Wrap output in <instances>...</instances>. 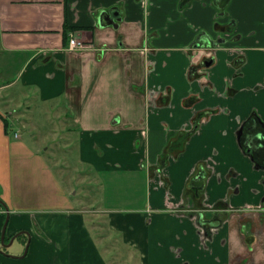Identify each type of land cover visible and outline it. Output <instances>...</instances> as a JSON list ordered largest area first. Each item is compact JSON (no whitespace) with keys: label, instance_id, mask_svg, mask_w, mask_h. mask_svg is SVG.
Here are the masks:
<instances>
[{"label":"crops","instance_id":"crops-1","mask_svg":"<svg viewBox=\"0 0 264 264\" xmlns=\"http://www.w3.org/2000/svg\"><path fill=\"white\" fill-rule=\"evenodd\" d=\"M105 11L118 12V27L100 24ZM229 20L236 22L231 33L216 29ZM261 21L264 0H0V75H16L0 84V94L19 79L40 89L45 103L62 98L81 135V161L98 157V179L102 169L122 172L126 162L125 174L136 175L132 186L144 188L146 201L139 207L110 200L92 210L103 212L110 236L121 235L127 255L121 258L115 245L112 259L118 254L135 264H236L238 257L252 256L247 264H264V223L258 237L245 239L252 225L247 222L244 234L239 221L256 205L250 187L260 173L236 136L255 107L264 119V92L253 90L264 84ZM65 23L74 27L67 40ZM73 34L88 48L70 50ZM219 37L232 42L212 49L207 40ZM242 51L246 62L239 67L234 60ZM212 53L205 74L192 78L191 65ZM2 105L0 198L10 210L11 235L31 233L32 264H112L97 246L103 225L86 220V209L71 203L72 190L64 191L40 148L22 141L12 126L15 115ZM232 171L238 175L228 181ZM238 183L240 193L230 196L234 213L204 242L195 213L225 199ZM188 185L197 187L186 190L183 204ZM106 188L105 182L104 193ZM4 222L0 208V247Z\"/></svg>","mask_w":264,"mask_h":264},{"label":"rangeland","instance_id":"rangeland-1","mask_svg":"<svg viewBox=\"0 0 264 264\" xmlns=\"http://www.w3.org/2000/svg\"><path fill=\"white\" fill-rule=\"evenodd\" d=\"M262 68L264 69V64ZM15 76L0 75V84L9 82L8 80L12 81ZM2 93L0 94V101L4 107L3 110L7 115L9 113L15 115V117H11V120L15 122L12 126L17 125L22 141L30 147L40 148L45 153L46 159L58 174L57 178L60 180L64 191L67 193L72 190L71 203L75 204L74 206L78 209H86L85 212L82 211L86 220L103 225L100 230L101 235L98 237V248L104 247L105 256L112 264L113 262L114 264H135V260L129 255L128 260H120L118 254V258L115 256L113 259L111 258L115 245L118 246L116 250L120 251L121 258L127 255V250H124L122 246L121 235L110 236L104 223L106 217L103 212L101 214L97 211L92 212L96 207L108 206L111 204L110 200L113 204L123 208L139 207L146 201L144 188L139 189V187L134 188L132 186L134 180H136V175L125 174L124 172L130 169L127 167L128 163L123 164L122 172L102 169L99 176L103 184L100 186V178L98 179V175L94 174V172H98V166L95 162L98 157L85 159L88 161L83 160L84 162L78 157L81 135L75 130L72 112L69 114L71 116L66 113L68 110L65 111V101L62 98L45 103L40 100V89L33 85L24 86L19 79L12 82L11 86L4 88ZM82 158L84 159V157ZM103 164L105 163L103 162ZM27 172L25 171L24 174ZM105 182L107 184L106 193H104ZM89 226L95 232L92 229L93 224L90 225L88 221V229ZM12 230L9 223L6 235L10 236ZM93 236L97 237L94 234ZM111 239H114V241H111ZM25 240V236L23 238L19 236L11 246L4 248L7 249V253L20 256L24 253L26 247L27 242L25 243ZM105 241L109 244H105ZM37 250L41 251V247H38ZM0 262L1 264H32V252L30 254L28 252L23 258L0 253Z\"/></svg>","mask_w":264,"mask_h":264},{"label":"flooded vegetation","instance_id":"flooded-vegetation-1","mask_svg":"<svg viewBox=\"0 0 264 264\" xmlns=\"http://www.w3.org/2000/svg\"><path fill=\"white\" fill-rule=\"evenodd\" d=\"M218 6V5H217ZM227 8L225 5L220 7L219 13L226 14ZM262 26V30L264 31V21L260 22ZM216 29H224L225 31L231 33L235 27L236 22L234 20H229L227 23L223 24H216ZM232 41L236 40L238 38V35H234V37H231ZM228 43L232 41H226L225 39L217 40L216 42H213V40H207L208 43L212 46V49L217 46V44L220 43V41H223ZM206 45V44H205ZM209 49V48H208ZM240 49V48H239ZM210 50V49H209ZM211 56L207 57L206 59H201L198 63L192 64L190 67V75H192V78H197L203 76L205 73V70L207 67H209L212 62L214 61L216 54H210ZM246 62V56L245 52H240L237 59L234 60V63H237V66L242 67ZM244 75L243 71L236 73V76H242ZM208 76V74H207ZM253 90L255 92L261 91L264 92V84H258L256 85ZM231 92V91H230ZM233 92V91H232ZM235 93V92H234ZM237 93V92H236ZM234 94V96L236 95ZM237 136V142L238 146L242 151V154L247 157L251 161V167L253 171H259L260 175L257 177L255 181V185L250 187V193L253 196H258L257 201L255 202V207H250L252 203H249L246 201L244 203V207L253 208L251 213L245 214L243 213L241 217L239 218V221L242 222V233H246V224L247 222H250L252 225L251 230H249V233L246 235L245 239L249 238L250 236L254 235L255 237H258V233L262 231V225L264 223V119L261 116V113H259L258 109L255 107L250 114L246 117V119L240 124V127L236 131ZM164 167V165L162 166ZM162 170V168H161ZM208 170V169H207ZM214 169L213 167L209 168L208 173L212 172ZM238 175L237 172H230L226 174V179L229 181L232 179L233 176ZM209 175H204L203 178H207ZM246 179V178H245ZM164 180V179H163ZM218 180H221V176H218ZM164 185L169 188L170 182L164 180ZM193 185H188V188L185 189V191H193L194 189ZM230 191L228 192V195L225 199H220L215 204H212L211 206H201L202 210L206 208V210L196 212L198 224L200 225L201 230V236L203 238V241L205 242L207 239L213 240L214 235L218 233L219 228L222 226V224L227 221L232 214L234 213L232 210V199L230 196L233 194H239L240 193V184H235L234 186L229 187ZM187 191L184 192L183 196V204H186L188 202L187 198ZM201 198L199 200L200 204H204V199L206 197L205 192V185L203 186V189L201 190ZM172 195V193L170 194ZM169 195V196H170ZM217 208H222L223 210H217ZM210 214V215H209ZM247 216V217H246ZM256 220L258 221V226L256 228ZM259 231V232H258ZM252 234V235H251ZM257 235V236H256ZM252 242V241H251ZM248 243V247L250 250H252L253 243ZM5 250V249H4ZM248 260H252V256L250 259V256H248L246 259L242 260V257H238L236 264H247Z\"/></svg>","mask_w":264,"mask_h":264},{"label":"water","instance_id":"water-1","mask_svg":"<svg viewBox=\"0 0 264 264\" xmlns=\"http://www.w3.org/2000/svg\"><path fill=\"white\" fill-rule=\"evenodd\" d=\"M114 15L115 16H112L110 13H108L106 11L102 12L101 19H100V24L102 26H104L106 24H112L113 26L118 27L119 24H120L119 23L120 22V17L118 16V12H115ZM104 19H105V21H104ZM0 203L3 205V207H4L5 211H6V219H5L3 228H2V237H1L2 247H0V253L11 255V256H15V255L7 253L6 250H4V247L11 246L14 243L15 239L21 235V232L17 233V234H14L10 238V240L8 242L5 241L6 230H7V226H8L9 219H10V210H9V207H8L7 203L1 198H0ZM191 214H193V213H191ZM26 233H27V236H28L27 237V243H26V247H25V250H24V253L22 254V256H24L28 252V246H29V243H30V234H29L28 231H26Z\"/></svg>","mask_w":264,"mask_h":264},{"label":"built area","instance_id":"built-area-1","mask_svg":"<svg viewBox=\"0 0 264 264\" xmlns=\"http://www.w3.org/2000/svg\"><path fill=\"white\" fill-rule=\"evenodd\" d=\"M69 48L70 50L76 51V50H82L88 48V44L84 40H80L78 37H76L74 34L69 40ZM15 136H19V133L16 132ZM5 210H3L4 212Z\"/></svg>","mask_w":264,"mask_h":264},{"label":"trees","instance_id":"trees-1","mask_svg":"<svg viewBox=\"0 0 264 264\" xmlns=\"http://www.w3.org/2000/svg\"><path fill=\"white\" fill-rule=\"evenodd\" d=\"M74 27L73 26H70V28H69V25L67 24V23H65V25H64V39L65 40H67L68 39V37H69V30L70 29H73ZM7 124V123H6ZM0 208H2V209H4L3 208V205L0 203ZM3 218H4V221H5V218H6V212L4 211L3 212ZM8 238L9 237H6V240H8ZM27 239V238H26ZM26 242H27V240H26ZM0 264H1V262H0Z\"/></svg>","mask_w":264,"mask_h":264}]
</instances>
